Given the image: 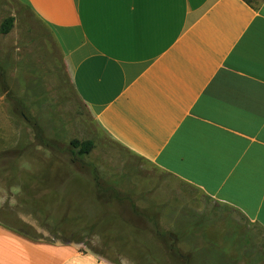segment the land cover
Segmentation results:
<instances>
[{
	"label": "crops",
	"instance_id": "crops-1",
	"mask_svg": "<svg viewBox=\"0 0 264 264\" xmlns=\"http://www.w3.org/2000/svg\"><path fill=\"white\" fill-rule=\"evenodd\" d=\"M99 126L264 231V0H17ZM0 264H111L0 223Z\"/></svg>",
	"mask_w": 264,
	"mask_h": 264
},
{
	"label": "rangeland",
	"instance_id": "rangeland-1",
	"mask_svg": "<svg viewBox=\"0 0 264 264\" xmlns=\"http://www.w3.org/2000/svg\"><path fill=\"white\" fill-rule=\"evenodd\" d=\"M0 223L111 264H264L260 227L99 126L52 31L17 0H0Z\"/></svg>",
	"mask_w": 264,
	"mask_h": 264
},
{
	"label": "trees",
	"instance_id": "trees-1",
	"mask_svg": "<svg viewBox=\"0 0 264 264\" xmlns=\"http://www.w3.org/2000/svg\"><path fill=\"white\" fill-rule=\"evenodd\" d=\"M13 24H14V18L13 17H9L7 18L3 24H2V27H1V33L2 34H8L12 28H13ZM73 87V85H72ZM74 89V87H73ZM74 92L76 93L75 89H74ZM77 95V93H76ZM78 96V95H77ZM80 99V98H79ZM46 142H44V144H40V145H46L45 144ZM73 149H78V154L80 156H83V155H86L90 152V150L92 149L93 147V142L92 141H87V142H79V141H73L71 143ZM107 191V190H105ZM5 226V225H4ZM12 230V229H11ZM14 231V230H13ZM15 232V231H14ZM18 234L24 236V237H27L25 236L22 232H18ZM28 238V237H27ZM30 239V238H29Z\"/></svg>",
	"mask_w": 264,
	"mask_h": 264
}]
</instances>
